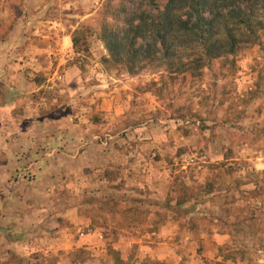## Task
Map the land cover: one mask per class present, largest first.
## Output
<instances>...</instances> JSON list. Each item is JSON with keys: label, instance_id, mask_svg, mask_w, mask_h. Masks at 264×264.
Instances as JSON below:
<instances>
[{"label": "crops", "instance_id": "obj_1", "mask_svg": "<svg viewBox=\"0 0 264 264\" xmlns=\"http://www.w3.org/2000/svg\"><path fill=\"white\" fill-rule=\"evenodd\" d=\"M29 30L15 23L0 40V264H38L33 252L70 255L105 235L148 238L146 255L176 264L190 251L174 254L190 205L171 161L187 141L170 123L129 121L142 106L130 102L128 85L100 82L80 93L76 26L47 20L34 41ZM204 242L209 248L208 235ZM216 252L204 250L200 261L228 263Z\"/></svg>", "mask_w": 264, "mask_h": 264}, {"label": "rangeland", "instance_id": "obj_2", "mask_svg": "<svg viewBox=\"0 0 264 264\" xmlns=\"http://www.w3.org/2000/svg\"><path fill=\"white\" fill-rule=\"evenodd\" d=\"M104 1L0 0V40L8 39V30L15 23L30 28L26 34L33 41L43 39L36 28L47 20L66 25L70 30L76 26L73 37L80 53L76 54L80 57L77 69L82 75L77 84L81 86L80 93L100 82L128 85L125 89L129 93L135 90L130 102L142 106V112L135 111L138 116L129 121L151 119L170 123L172 135L187 141L178 146L177 160L171 161L174 164L171 167L179 175L174 186L182 187L190 205L189 218L180 225V235L174 240L185 248L181 246L174 254L187 248L190 251L182 260L173 262L203 264L200 256L209 249L217 251L230 264H264V32L261 44H246L236 57L215 59L200 74L176 77L165 70L162 62L131 74L122 65L105 59L107 50L99 38ZM97 72L103 73L99 75L103 80L98 79ZM63 82L64 79L55 80L57 85ZM192 156L195 161L188 162ZM182 177L189 184L182 183L179 180ZM218 231L226 235L221 243L213 240ZM187 232H193L189 240L185 239ZM207 235L209 248L204 242ZM128 236L124 235L125 239ZM125 239L121 235H105L97 241L92 238L90 244L78 246L70 255L65 252L61 256L45 255L40 251L29 258H36L38 264H69V256L71 264L157 261L144 250L148 238H143L142 244H131V239ZM118 249L120 255L128 256L122 263L116 262L111 251ZM14 261H19L18 257Z\"/></svg>", "mask_w": 264, "mask_h": 264}, {"label": "trees", "instance_id": "obj_3", "mask_svg": "<svg viewBox=\"0 0 264 264\" xmlns=\"http://www.w3.org/2000/svg\"><path fill=\"white\" fill-rule=\"evenodd\" d=\"M100 14L105 59L131 74L155 62L176 77L200 74L215 59L261 44L264 32V0H105ZM111 251L122 263L119 252Z\"/></svg>", "mask_w": 264, "mask_h": 264}, {"label": "built area", "instance_id": "obj_4", "mask_svg": "<svg viewBox=\"0 0 264 264\" xmlns=\"http://www.w3.org/2000/svg\"><path fill=\"white\" fill-rule=\"evenodd\" d=\"M56 79H60L61 80L62 79V75H57ZM189 161H195L194 160V157L193 156L192 157H189L188 162Z\"/></svg>", "mask_w": 264, "mask_h": 264}]
</instances>
